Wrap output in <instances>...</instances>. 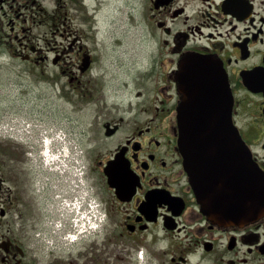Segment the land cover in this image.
<instances>
[{
  "label": "flooded vegetation",
  "instance_id": "flooded-vegetation-1",
  "mask_svg": "<svg viewBox=\"0 0 264 264\" xmlns=\"http://www.w3.org/2000/svg\"><path fill=\"white\" fill-rule=\"evenodd\" d=\"M125 1L149 7L152 50L137 69V99L110 105L99 43L73 29L77 19L97 23L98 7L109 0H0V73L17 64L33 74L53 67L55 83L66 77L73 93L89 94L82 105L97 118L82 130L85 167L106 213L103 232L85 250L38 233L50 219L28 146L8 135L20 131L10 122L19 112L9 105L0 111V264H113L140 248L149 264H264V217L229 226L209 220L178 147L182 62L207 56L214 59L209 72L196 74L191 65L198 99L204 110L212 107L207 100L215 97L205 94L220 81L222 63L234 124L264 172V0Z\"/></svg>",
  "mask_w": 264,
  "mask_h": 264
},
{
  "label": "rangeland",
  "instance_id": "rangeland-1",
  "mask_svg": "<svg viewBox=\"0 0 264 264\" xmlns=\"http://www.w3.org/2000/svg\"><path fill=\"white\" fill-rule=\"evenodd\" d=\"M120 1L124 5H121ZM95 9L97 8H89L91 13H95ZM144 9L148 14L149 7H144ZM144 9L127 6L125 0H109L107 4L98 7L97 23L86 24L82 19H77L73 23L74 30H77L81 35L85 34V36L93 38V45L96 41L99 43L100 68L104 72V77L100 81L102 91L104 89L105 98L109 99L110 105L123 102L124 105H127L128 100L137 99L139 89L134 83L138 73L137 69L147 65L148 52L152 50V41L149 39V31L144 20ZM85 13L86 11L83 10L82 16L85 17ZM92 17L96 20L95 16ZM91 26L94 30H91ZM95 29L98 31L97 37L94 35ZM49 30V27L45 28V31ZM50 42L52 43V40ZM47 46V42H45V47L47 48ZM23 66V64H17L10 72L0 73V85L4 86L0 89V99H2L0 111L12 105L19 112V116L17 119L14 116L10 122H18L20 125L24 121L32 125L37 123L38 129H42L49 141L59 134L65 138L64 144L71 146L73 138H76L77 144L85 150L87 139L82 135V130L91 128L97 118L93 108L82 105V101L90 99L89 94L83 92L79 96L77 93H73L74 87L66 77H62L59 82L55 83L53 78L48 76L55 74L53 67L35 71L33 74L25 71ZM64 93L69 95L70 99H68L69 97L65 98ZM144 99H150V96L146 94ZM14 132L17 137L26 131L23 129L21 133L15 130ZM30 132L31 135L22 134V137L32 140V142L34 140V144H37L41 150L43 148L41 134L39 133L38 136L32 127ZM51 151L52 154L57 152L53 148ZM29 160L32 167L31 175L32 173L37 174L36 180L38 179L39 186L42 188L40 195L43 197L45 221L47 222V218L51 219V228H53L52 224L57 220L61 211L62 197H66L68 192H73V186L68 187V183L65 184L66 181L72 182L70 179L72 175L68 173L59 175L56 171L52 172L49 167L43 165L41 152L37 149L34 150V154L32 153ZM83 170L85 180L87 168L84 166ZM78 184L80 189L75 194L81 195L79 192H83L82 189L87 188L83 186L82 182ZM71 196L72 194L69 197ZM48 229L46 226L38 233L47 235L49 234ZM142 249L140 248V250ZM71 250L73 253H78L73 248ZM133 252L134 250L129 255L122 256L124 260H114L113 264H132V262L129 263L128 258L132 256Z\"/></svg>",
  "mask_w": 264,
  "mask_h": 264
},
{
  "label": "water",
  "instance_id": "water-1",
  "mask_svg": "<svg viewBox=\"0 0 264 264\" xmlns=\"http://www.w3.org/2000/svg\"><path fill=\"white\" fill-rule=\"evenodd\" d=\"M211 63L205 56L187 58L182 70L189 75L191 65L197 64L195 73L202 74L210 71ZM220 68V81L215 80L205 94L215 97L207 100L212 104L207 110L202 107L205 101L192 99L195 92L181 81L178 143L204 215L218 225H244L264 216V173L232 121V94Z\"/></svg>",
  "mask_w": 264,
  "mask_h": 264
},
{
  "label": "bare ground",
  "instance_id": "bare-ground-1",
  "mask_svg": "<svg viewBox=\"0 0 264 264\" xmlns=\"http://www.w3.org/2000/svg\"><path fill=\"white\" fill-rule=\"evenodd\" d=\"M44 156L48 157V154L47 153H44Z\"/></svg>",
  "mask_w": 264,
  "mask_h": 264
}]
</instances>
